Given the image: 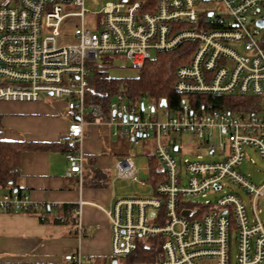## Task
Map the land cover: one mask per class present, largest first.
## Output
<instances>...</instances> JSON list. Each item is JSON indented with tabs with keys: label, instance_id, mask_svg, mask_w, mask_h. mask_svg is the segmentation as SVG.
I'll use <instances>...</instances> for the list:
<instances>
[{
	"label": "built area",
	"instance_id": "1",
	"mask_svg": "<svg viewBox=\"0 0 264 264\" xmlns=\"http://www.w3.org/2000/svg\"><path fill=\"white\" fill-rule=\"evenodd\" d=\"M72 7L79 10L70 12ZM262 21L264 0H117L95 15L85 0H0V101H65L66 138L76 145L66 177L83 183L87 156L81 142L90 125L111 128L112 136L127 137L133 147L155 143L154 151L140 155L147 158L142 168L130 155L114 160L106 211L112 262L125 264L141 240L161 237L159 257L143 264H232L233 248L236 264H264V181L258 185L241 171L249 149L264 159ZM184 45L192 56L177 70L176 101L118 92L106 107L87 103L96 62L116 58L140 69L152 53ZM205 96H248L262 103L254 113L212 109ZM173 134L187 135L199 159L176 157L182 144ZM204 151L219 159L202 160ZM154 159L157 175H151ZM116 180L135 184L134 195L117 198ZM218 191L224 193L215 202L194 201ZM41 206L28 193L0 186V212ZM65 261L93 264L80 251Z\"/></svg>",
	"mask_w": 264,
	"mask_h": 264
},
{
	"label": "crops",
	"instance_id": "2",
	"mask_svg": "<svg viewBox=\"0 0 264 264\" xmlns=\"http://www.w3.org/2000/svg\"><path fill=\"white\" fill-rule=\"evenodd\" d=\"M68 125L65 101L0 104V133L7 141L60 142L66 139ZM111 137V128L90 125L81 142L87 159L94 160L98 168L104 169L102 163L109 152L102 146ZM68 167V156L60 149L22 153L18 186L33 203L51 208L37 213L0 212V264H68L65 256L73 251H80L93 264L108 263L110 221L106 211L111 185L84 186L79 178L65 176ZM88 167L87 161L85 171ZM64 205L77 207V230L65 223ZM55 219L64 222L54 223Z\"/></svg>",
	"mask_w": 264,
	"mask_h": 264
},
{
	"label": "trees",
	"instance_id": "3",
	"mask_svg": "<svg viewBox=\"0 0 264 264\" xmlns=\"http://www.w3.org/2000/svg\"><path fill=\"white\" fill-rule=\"evenodd\" d=\"M191 52L184 45L172 52L158 53L150 58L140 69H137L136 77L129 79H117L110 75L116 58L98 61L94 64L89 88L87 90V103L97 104L106 107L112 97L118 92H126L134 99L156 100L161 99L177 100L174 85L177 77V70L191 60ZM203 100L208 108H228L232 111H249L259 107L261 100L248 96H205ZM60 149L67 156L76 149V145L69 139L55 143H32L7 141L0 133V186L10 192L23 193L18 186L20 176L21 155L25 151H52ZM113 158L129 156V153L117 154ZM89 167L84 172L83 185L93 188H109L112 175L109 171L96 167L95 161L87 159ZM160 168L159 162L154 159L151 162V175H157ZM27 193V192H25ZM51 208L42 205L41 211L47 212ZM67 214V223L78 228L77 207L64 205L61 207ZM39 209V210H40ZM39 210L28 213H37ZM43 220V219H42ZM44 221V220H43ZM61 219H55L54 223H63ZM76 232V231H75ZM78 234V233H77ZM163 239L161 237H148L141 240L138 249L134 254L124 259L125 264H143L154 262L159 257Z\"/></svg>",
	"mask_w": 264,
	"mask_h": 264
},
{
	"label": "rangeland",
	"instance_id": "4",
	"mask_svg": "<svg viewBox=\"0 0 264 264\" xmlns=\"http://www.w3.org/2000/svg\"><path fill=\"white\" fill-rule=\"evenodd\" d=\"M117 0H85V8L91 12L92 15H95L97 12H99L101 9H103L107 3L109 2H115ZM217 5V4H215ZM209 7H212V4L208 5ZM79 9L77 8H70V12H77ZM156 56L155 53H152V58ZM138 74L137 69L131 68V64L129 62H125L119 59H116L113 68L110 71V75L113 78L117 79H129L136 77ZM52 99L56 102H64L63 99L59 98H52L43 96L42 101ZM1 103H12V102H2ZM14 103V102H13ZM113 137V136H112ZM111 137L110 143H105L102 146V150L107 153L106 160L103 164V168L109 171L112 175V180L116 177L115 169H114V158L112 155H110V152L112 154H123V153H129L130 156H132L133 160L135 161L136 165L140 168H142L145 163L147 162V158L142 157L140 155H146L155 149V143L150 142L144 144V146L139 147H133L130 146V143L127 140V137L125 136H118V137ZM172 139H176V141L179 144H182V151L181 153H175L174 155L176 157H180L181 155H184V158H187L189 160H198L199 157L196 155L198 152L195 149L196 144H188L189 137L187 135H177L173 134L171 135ZM197 144H199L197 142ZM202 160H214L219 159V155H209L206 151L201 152ZM241 171L248 177L252 178L258 185H261L264 181V159L257 154L254 150L249 149L248 150V157L245 158L243 164L241 165ZM142 179H145V175L141 176ZM136 190V185L132 184L129 181L124 180H116L114 182V192L117 195V198H123V197H131L134 195ZM109 192L111 195V198L113 196V185L109 188ZM224 191H218L217 193H210L206 197H197L194 199L195 202H198L200 204H205L207 201L215 202L218 197H220ZM240 194L242 197H244L245 201L248 203L249 198L245 195L243 191H240ZM249 206V204H248ZM259 216L264 221V199L261 200V209ZM110 254H111V233H110ZM236 250L235 248L232 249V264H236ZM110 257V256H109ZM112 260L109 258V261L107 264H111ZM122 264V263H121Z\"/></svg>",
	"mask_w": 264,
	"mask_h": 264
},
{
	"label": "water",
	"instance_id": "5",
	"mask_svg": "<svg viewBox=\"0 0 264 264\" xmlns=\"http://www.w3.org/2000/svg\"><path fill=\"white\" fill-rule=\"evenodd\" d=\"M259 24H261L262 26H264V21L259 22ZM162 105H164V106L166 105L165 100L162 101ZM176 150H177V149H176ZM183 214H184V216H191V212H189V211H186V212H184ZM151 216H154V213H153V212L151 213ZM112 264H118V263H117L116 260H114V261L112 262Z\"/></svg>",
	"mask_w": 264,
	"mask_h": 264
}]
</instances>
